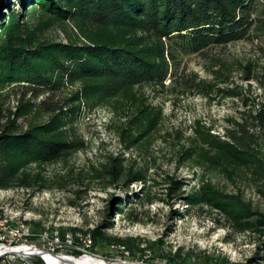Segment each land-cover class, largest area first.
<instances>
[{
  "label": "rangeland",
  "instance_id": "obj_1",
  "mask_svg": "<svg viewBox=\"0 0 264 264\" xmlns=\"http://www.w3.org/2000/svg\"><path fill=\"white\" fill-rule=\"evenodd\" d=\"M7 1L19 13L17 0H0V13H7ZM31 24L39 38L58 42L101 36L144 48L161 44L144 29L92 28L39 13ZM176 63L178 71L163 84L132 86L109 98L85 92L96 80L64 83L39 96L26 84H0V111L23 129L53 118L38 108L46 98L47 104H67L54 134L81 144L61 160L28 165L42 174V189H0V236L6 235L4 226L25 224L30 235L19 244L108 263L264 264L259 234L232 228L222 212L202 200L214 189L264 209L262 175L230 163L206 143L208 132L223 137L236 121L251 123L264 108V40L179 54ZM194 77L197 83L184 87L183 80L191 83ZM29 102L34 105L27 116H18ZM254 129L264 157V128ZM110 166L144 180L125 186L110 178ZM176 180L181 188L171 193ZM98 225L107 240L95 243L88 230ZM113 238L126 240V248ZM36 258L31 256L30 264Z\"/></svg>",
  "mask_w": 264,
  "mask_h": 264
},
{
  "label": "trees",
  "instance_id": "obj_2",
  "mask_svg": "<svg viewBox=\"0 0 264 264\" xmlns=\"http://www.w3.org/2000/svg\"><path fill=\"white\" fill-rule=\"evenodd\" d=\"M17 1L22 6L19 13L10 8L9 1L5 3L7 13H0V84H26L34 96L54 93L64 83L96 80L85 87V92L109 98L132 86L163 84L172 71H178L179 54L202 55L237 41L264 40V0ZM36 13L92 28L144 29L161 44L144 48L133 41L101 36H89L82 43L41 39L31 24ZM196 79L190 83L185 78L182 84L190 88ZM46 101L38 108L53 118L26 129L0 111V189H42V174L29 171L28 165L61 160L81 145L66 140L61 133L54 134L67 104L58 107ZM33 105H23L17 115L25 118ZM255 126L264 128V108L255 112L251 123L246 118L236 121L223 137L208 132L206 143L223 152L230 163L248 167L264 179V157ZM107 171L112 180L125 186L144 180L130 170L123 176L122 166H110ZM180 188L176 180L170 191L175 193ZM202 200L222 212L232 228L258 233L264 250V209H254L237 196L214 189L205 192ZM103 227L88 230L95 243L107 240ZM113 239L126 248V240ZM0 264L7 263L0 260ZM36 264L46 263L37 257ZM171 264L184 263L173 259Z\"/></svg>",
  "mask_w": 264,
  "mask_h": 264
},
{
  "label": "bare ground",
  "instance_id": "obj_3",
  "mask_svg": "<svg viewBox=\"0 0 264 264\" xmlns=\"http://www.w3.org/2000/svg\"><path fill=\"white\" fill-rule=\"evenodd\" d=\"M4 221L7 222L6 219ZM11 228H17V229H23L24 231H29V229L25 227V224H17L15 226H12ZM14 250H18V251H21V252H24L27 254L40 253L43 256V258L46 261H48L50 264H134V263H130V262L108 263V262L100 260L96 257H92V256H88V255L81 256L78 258L73 257V256H65V255L55 256L51 253L40 251L41 249H39V248L30 247L28 245H24L22 247L15 248ZM0 252H1V249H0ZM0 260L8 261L11 264L17 263V260H14L11 257V255L8 253H0ZM24 264H27V263L24 262Z\"/></svg>",
  "mask_w": 264,
  "mask_h": 264
},
{
  "label": "built area",
  "instance_id": "obj_4",
  "mask_svg": "<svg viewBox=\"0 0 264 264\" xmlns=\"http://www.w3.org/2000/svg\"><path fill=\"white\" fill-rule=\"evenodd\" d=\"M4 228L6 232L5 235L6 237L0 236V249H1L0 253H7L14 250L15 248L22 247L24 245L37 248L36 246L29 245L26 242L19 244L20 240H23V238H28L27 236L30 235L29 231H24L23 229L11 228L10 226H4ZM88 241L90 242V239H88ZM8 254H10L14 260L24 261L25 263L30 264L28 259L31 256H18L11 253Z\"/></svg>",
  "mask_w": 264,
  "mask_h": 264
},
{
  "label": "water",
  "instance_id": "obj_5",
  "mask_svg": "<svg viewBox=\"0 0 264 264\" xmlns=\"http://www.w3.org/2000/svg\"><path fill=\"white\" fill-rule=\"evenodd\" d=\"M40 251H44V252H47V253H51V254H53V255H55V256H60V254H55V253H52V252H50V251H48V250H43V249H41ZM7 253H11V254H14V255H18V256H37V257H41V258H43V256L40 254V253H31V254H27V253H24V252H21V251H18V250H12V251H10V252H7ZM44 259V258H43ZM45 260V259H44ZM45 262H46V264H50L48 261H46L45 260ZM124 262V261H123Z\"/></svg>",
  "mask_w": 264,
  "mask_h": 264
}]
</instances>
